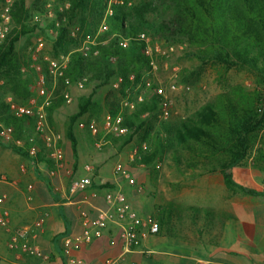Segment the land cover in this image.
I'll list each match as a JSON object with an SVG mask.
<instances>
[{
	"label": "trees",
	"instance_id": "trees-1",
	"mask_svg": "<svg viewBox=\"0 0 264 264\" xmlns=\"http://www.w3.org/2000/svg\"><path fill=\"white\" fill-rule=\"evenodd\" d=\"M107 1L54 0L48 7V0H12L11 29L0 45V98L9 94L19 103H26L34 95L32 73L21 72L22 66L28 65L29 55L24 59L17 51V43L22 37L40 34L50 42L53 58L68 55L64 76L57 79L51 104L46 108L48 122L65 102L66 80H84V86L90 88V93L79 99L77 111L68 118L65 135L72 148L74 125L83 118L97 120L104 109L113 118L121 114V126L128 129L122 138L124 144L134 140L138 144L132 168H142L149 174L152 166L169 158L184 178L218 171L228 188L259 194L235 183L230 170L247 166L251 152L258 143L263 144V94H244L238 88L236 99L223 93L214 104L204 105L189 117L161 120L160 99L147 91L148 98L143 94V102L135 110L124 114L120 111L123 99L132 101L144 89L150 69L143 43L137 37L139 33L154 40L187 43L205 59L202 63L207 60L223 66L225 72L232 68L251 71L264 83V0H126L112 4L113 15L104 19ZM103 20L108 31L95 35ZM86 35L95 37V45L83 56L78 48ZM121 40L129 42L126 49L119 47ZM110 56L116 57L114 64L109 63ZM115 77L121 82L113 89L110 83ZM99 90L105 91L104 95L97 94ZM0 122L12 126L17 138L31 134V120L9 116L1 99ZM107 137L115 142L111 135ZM9 147L27 157L24 151ZM262 151L256 150L252 168L264 177V165L259 164L264 159ZM43 157L39 154L33 160ZM156 212L160 225L158 208ZM160 228L161 225L159 231Z\"/></svg>",
	"mask_w": 264,
	"mask_h": 264
},
{
	"label": "crops",
	"instance_id": "crops-1",
	"mask_svg": "<svg viewBox=\"0 0 264 264\" xmlns=\"http://www.w3.org/2000/svg\"><path fill=\"white\" fill-rule=\"evenodd\" d=\"M59 110L57 108L50 121L47 120L49 129L55 127L57 120L59 122L55 117ZM90 121L83 118L74 125V148L65 131L57 133L58 146L63 153V160L58 163L48 164L45 157L35 161L15 152L9 145H0V177L6 179L0 181V195L7 197L3 208L9 213L12 226L30 227L29 242L49 258L45 262L35 255L8 250L7 234L0 230V264H66L62 253L64 238L82 232L86 225L84 215L92 220L99 210L107 209L105 194L116 189L125 193L140 216L155 217L159 209V233L142 238L137 248L124 253L118 241V227L109 224L100 238L80 251H73L75 258L87 264H106L111 259L113 264H264V177L261 172L252 165L230 170L235 183L259 191L257 195L228 188L216 171L190 179L177 173L179 178L190 181V193H164L157 200L142 188L151 186L148 173L142 168H133L141 172L137 179L130 172L136 152L133 144H124L122 135L113 137L115 142L107 137L105 145L96 147L95 137L88 128L94 121ZM101 137L103 135L99 134ZM86 165L94 168L91 185L69 194L70 179L88 175ZM116 166H121L135 185H129L126 178L115 174ZM106 184L109 186L103 187ZM40 220L42 225L37 227Z\"/></svg>",
	"mask_w": 264,
	"mask_h": 264
},
{
	"label": "built area",
	"instance_id": "built-area-1",
	"mask_svg": "<svg viewBox=\"0 0 264 264\" xmlns=\"http://www.w3.org/2000/svg\"><path fill=\"white\" fill-rule=\"evenodd\" d=\"M53 2L54 0H49L48 7ZM11 3L12 0H1L0 2V45L6 39L11 29ZM67 6L68 5H66L65 8H67ZM112 15V0H108L104 12V19ZM49 16H51V12ZM36 18L37 17H35V19ZM57 26L58 23L56 22L55 27ZM107 31L108 26L103 20L95 35ZM74 34L73 32L72 36H74ZM137 37L139 41L143 43L144 54L149 58V71H157L158 66L153 60V52L165 54L167 49L160 51L158 47L154 48L152 38L146 33H139ZM94 40L95 37L93 38L92 35H86L78 51L81 52L83 56H87L91 50L90 47L95 45ZM128 46L129 42L127 40H121L119 42V47L122 49H126ZM43 49L44 39L43 37H39L31 48L28 65H24L21 68L22 73H26L29 70L33 75L32 90L34 95L30 97L26 103H19L9 94L5 95L3 98V103L9 116L13 118H28L31 120V134L26 138H17L14 136V129L12 126H7L0 122V143L24 151L27 157L32 160L41 154L44 157L48 156L51 162L58 163L63 160L62 150L58 146L60 136L49 129L47 125L46 108L51 104L57 79L64 76L68 55L60 54L56 58H50L43 53ZM168 50L172 52L173 47L170 46ZM96 54L97 52L95 51L94 55ZM115 62L116 57L110 56L109 63L114 64ZM177 72L178 68H173V76H176ZM130 79H133L132 75ZM65 84L66 86L74 84L77 89H83L84 80H77L74 83L66 80ZM2 86L3 81H0V88ZM143 88L159 97L158 117L161 120H168L172 101L167 96V93L176 90L174 81H171L163 88L161 86L154 87L150 81L145 80L143 82ZM63 98L66 104L72 101L68 93H65ZM142 102L143 94L141 93L136 95L132 101L123 99L121 101L120 113L123 111H133L136 109V106ZM144 116H146V114ZM121 122V114L113 118L107 113L102 120L103 137L101 138H99L100 131L97 125L94 122L90 123L88 128L90 133L95 137L94 145L98 148L105 145L108 142V135L117 137L128 134V129L121 126ZM32 143H40L41 147H37L36 145L32 146ZM143 148L145 147L143 146ZM85 171L88 173L87 176L70 179L68 185L69 194L72 195L77 191L85 190L91 185L94 168L90 165H86ZM114 173L126 178L129 185H135L134 179L129 178L126 171L121 166H116ZM0 181H6V179L0 177ZM31 188V186L28 187L29 190ZM6 200V195H0V230L7 234V249L19 254L35 255L47 262L49 259L48 256L43 254L37 245L29 242L31 234L30 227L25 225H11L9 213L3 208ZM105 202L107 204V209L99 210L94 219L89 220L85 215L83 216L86 225L79 235L64 238L62 253L66 258V264H87L75 258L72 254L73 251H80L94 239L100 238L103 230L107 228L109 224H115L118 227V241L124 253L137 248L142 238L148 235L155 236L158 234L159 224L156 218L152 215L140 216L137 214L121 189L107 191L105 194ZM41 225L42 220L36 223L37 227H41ZM113 243L114 241L111 242V244ZM113 262L114 260L111 259L106 261V264H113Z\"/></svg>",
	"mask_w": 264,
	"mask_h": 264
},
{
	"label": "rangeland",
	"instance_id": "rangeland-1",
	"mask_svg": "<svg viewBox=\"0 0 264 264\" xmlns=\"http://www.w3.org/2000/svg\"><path fill=\"white\" fill-rule=\"evenodd\" d=\"M125 1L126 0H112V4L118 5L119 2L122 4V2L124 3ZM66 5L67 4H65V6ZM39 37L43 36L38 34L26 38L22 37L17 43V51L18 53L22 52L21 54L24 55V59H27L34 42H36ZM152 40H154L153 37ZM153 44L154 48L158 47L160 51L167 49V51L165 54H159L155 51L153 52V60L156 62L158 69L155 72L148 71L145 80L150 81L154 87L161 86L163 88H165L171 81H174L176 90L167 93V96L172 101L168 120L189 117L196 111L200 110L204 105L208 103L214 104L218 100L220 94L229 93L233 96L234 94H238V88H241L244 94L258 92L259 94L264 95V83H262L259 77L251 71L232 68L225 72L223 66L215 65L207 60L202 63L201 61L203 58H201V54L194 53V48L190 47L187 43L175 44L164 39H156L153 41ZM170 46L173 47L172 52L168 50ZM43 50L45 55L53 58L51 56V44L47 39H44ZM173 68H178L176 76H173ZM120 82L121 79L115 77L111 80L110 85L115 89ZM140 92L141 94H144V97L148 98V92L146 90L140 89ZM65 93L70 95L72 101L69 104L63 102L59 107V115L55 116L59 119V122L58 120L56 121L57 123L54 125V129L50 127V129L56 133L65 131L68 118L77 111V103L79 99L81 97H86L90 93V88L84 86L83 89H77L74 84H71L65 88L63 95ZM104 93L105 91L103 90L97 92V94L100 95H104ZM3 98H0L2 102ZM234 98L236 99L238 96L235 95ZM126 112L127 111H124L123 114ZM106 114L107 112L103 109L99 114V118L97 120L93 119L100 131V135H103L102 120ZM131 143L133 144L132 149L136 148V152H134L135 157L138 150V144L135 140ZM0 145L2 144L0 143ZM31 145L41 147L40 143H32ZM104 148L105 147H103V149ZM258 148L263 150L262 152L264 153V141L263 144H257L256 148L251 152L246 165H254L256 163H254V155ZM45 158L46 162L49 164L51 162L49 157L45 156ZM261 162L259 164L264 165V159ZM173 165V161L168 158L163 162H157L154 167L152 166L153 171L148 174L151 186L148 187L144 185L142 187L150 197H156L158 200L164 193H177L179 195L181 193H190V181L179 178ZM130 172L135 178L140 179L141 172L139 170L132 168ZM175 182L183 184L178 186Z\"/></svg>",
	"mask_w": 264,
	"mask_h": 264
}]
</instances>
